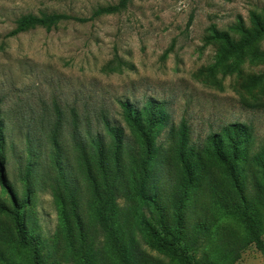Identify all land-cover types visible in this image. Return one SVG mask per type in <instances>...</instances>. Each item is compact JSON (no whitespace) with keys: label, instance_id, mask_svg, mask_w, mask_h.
<instances>
[{"label":"rangeland","instance_id":"rangeland-1","mask_svg":"<svg viewBox=\"0 0 264 264\" xmlns=\"http://www.w3.org/2000/svg\"><path fill=\"white\" fill-rule=\"evenodd\" d=\"M119 1L0 0V264H33L17 237L13 214L19 206L41 264H80L88 252L100 264H113L92 218V207L112 193L137 264H174L144 243L142 218L171 228L177 207L188 236L204 223L217 227L215 246L236 249L243 230L218 209L243 199L264 220L263 171L252 162L264 148V37L241 57L227 59L212 37L217 31L240 40L251 33V14L264 19V0H129L118 12L89 19ZM29 14L88 20L10 35ZM148 100L163 103L168 114L150 149L120 106ZM103 120L121 131L118 149ZM236 123L251 134L237 183L209 155L210 137ZM182 125L183 149L199 159L201 177L186 198ZM96 136L108 154L105 171L90 158ZM132 176L143 178L145 199L133 196ZM237 252L234 264H264L253 244Z\"/></svg>","mask_w":264,"mask_h":264},{"label":"trees","instance_id":"trees-1","mask_svg":"<svg viewBox=\"0 0 264 264\" xmlns=\"http://www.w3.org/2000/svg\"><path fill=\"white\" fill-rule=\"evenodd\" d=\"M129 0H120L115 5L98 8L89 19L99 17L105 14H112L124 9ZM63 20H72L76 22H86L88 19L77 18L66 14H52L41 16L26 15L21 17L17 22V28L10 34L15 35L35 27H44L51 29L57 23ZM251 22L254 27L253 31L240 40H233L225 32H213V39L222 43V59L228 57H241L244 52L253 47L261 38L264 37V19L258 15L251 14ZM263 54V53H262ZM255 57H258L255 55ZM124 120L133 127L139 134L143 144L150 149L155 132L158 127L168 120V114L163 103L148 100L141 107H135L129 102L120 103ZM107 135L114 141L116 149L120 147L122 140L121 131L109 122L103 120ZM180 140V160L184 169V181L181 184V192L186 198L200 182L199 159L193 156L192 150L185 151L183 148L186 144V130L182 125L179 129ZM251 134L242 124H230L223 127L219 133L210 137L209 155L224 166L228 175L237 183L239 166L243 165L247 159V142ZM2 136L0 126V153L2 147ZM80 156L85 160L84 148L79 144ZM92 149L90 158L96 164L97 168L105 171L108 160V154L104 150L102 139L93 137L90 141ZM1 155V154H0ZM114 158L113 165L116 161ZM252 162L263 171L264 176V148L253 156ZM114 168H118V163ZM0 180L4 181L0 167ZM130 184L133 189L135 198L145 199L143 193V178L138 180L132 176ZM140 182V183H139ZM182 196V197H183ZM183 198V199H185ZM21 206L14 212L15 228L19 243L23 247L29 248L32 253V263L41 264L38 259L37 244L27 239L19 211ZM63 215V210H60ZM120 211L113 193L109 199L92 207V218L97 223L102 232L106 245L112 255L113 264H137L132 250V242L126 240L125 231L119 226ZM218 214L221 218H231L238 222L243 230L240 248H223L215 246L216 229H208L204 223L195 224L191 234L188 236L185 231V223L180 208H174V220L171 228H167L163 223L157 221L152 225L146 219H140V233L144 243L152 250L162 254L174 264H234L239 249H244L253 244L264 258V241L262 235L264 232V220L259 210L251 203H246L243 199L240 204H232L227 207L219 208ZM64 216V215H63ZM64 218V217H63ZM207 249V251H206ZM201 252L202 255L197 258L196 255ZM80 264H100L92 252L82 255ZM104 264V263H102ZM145 264H152L147 261Z\"/></svg>","mask_w":264,"mask_h":264}]
</instances>
